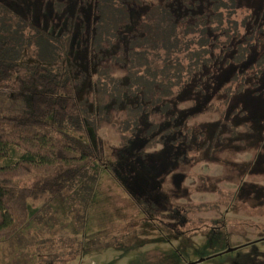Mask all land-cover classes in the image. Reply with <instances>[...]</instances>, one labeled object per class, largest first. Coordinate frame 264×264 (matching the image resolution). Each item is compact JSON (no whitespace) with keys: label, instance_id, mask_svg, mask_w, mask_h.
<instances>
[{"label":"trees","instance_id":"obj_1","mask_svg":"<svg viewBox=\"0 0 264 264\" xmlns=\"http://www.w3.org/2000/svg\"><path fill=\"white\" fill-rule=\"evenodd\" d=\"M91 1L89 19L76 16L65 29L70 18L57 17L64 4L51 1L56 19L64 22V38H51L53 15L33 26L0 0V244L12 252L33 219L30 200L52 201L77 184L83 195L94 179L89 169L103 156L102 145L96 156L71 135L86 129L91 118L78 94V73L90 74L93 59L104 51L110 62L97 73L110 84L113 111H127L118 124L127 145L133 140L145 149L160 142L159 156L173 152L179 163L221 161L233 169L237 164L223 161L220 153L250 150L257 157L264 151V0ZM77 36L79 49L69 53ZM22 60L42 88L31 94L29 113L6 114ZM115 65L124 78L112 76ZM185 102L190 104L181 107ZM97 103L103 113V103ZM205 111H216L218 118L187 124ZM248 167L230 169L246 191L237 195L242 201L245 194L252 200L248 196L259 187L244 180ZM28 177L33 180L27 186L16 182Z\"/></svg>","mask_w":264,"mask_h":264},{"label":"rangeland","instance_id":"obj_2","mask_svg":"<svg viewBox=\"0 0 264 264\" xmlns=\"http://www.w3.org/2000/svg\"><path fill=\"white\" fill-rule=\"evenodd\" d=\"M51 1L55 0L43 3L46 16L41 0L2 3L15 18L24 16L33 26L46 19L47 23L53 15L54 23L48 33L51 38H61L64 22L56 19ZM57 1L64 4L57 17L70 18L64 29L74 24L76 16L84 21L89 19L91 0ZM82 1L87 2L85 7H77ZM69 47V53L79 49V36L71 40ZM26 59L34 60L30 56ZM109 62L110 52L104 51L101 57L93 59L90 74L84 70L78 73L79 80L82 79L78 94L88 104L91 118L86 121L89 126L71 138L79 147H93L96 156L100 154L99 144L102 145L103 156L99 155L89 169L94 179L87 182L83 195L76 183L52 201H47V196L30 200L33 219L22 232L14 252L0 244V264H264V151L257 157L250 150H229L218 156L237 164L239 172L245 163L250 166L244 180L251 188L259 187L248 196L252 200L245 194L242 201L237 195L245 189L232 173L234 165L233 169L230 164L208 160L179 163L180 157L173 152L159 156L160 142L145 149L138 146L139 142L133 144V140L127 145L118 126L127 111H113L115 98L110 84L105 85L107 80L102 83L105 79L97 73L98 66L106 67ZM26 63L22 60V70L12 80L6 114L29 113L31 94L42 88L26 70ZM122 69L115 65L112 76L124 78ZM98 101L103 103V113H99ZM189 104L185 102L181 107ZM217 118L216 111H205L187 124ZM93 122L96 129L91 126ZM134 154L137 158L141 154L145 161L135 160ZM155 154L158 155L154 169L155 164H151ZM32 178L16 182L27 186Z\"/></svg>","mask_w":264,"mask_h":264}]
</instances>
